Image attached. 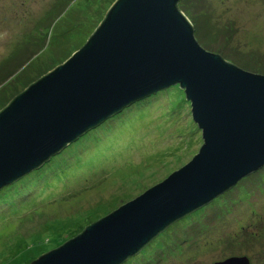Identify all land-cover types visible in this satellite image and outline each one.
Wrapping results in <instances>:
<instances>
[{"label": "rangeland", "instance_id": "obj_1", "mask_svg": "<svg viewBox=\"0 0 264 264\" xmlns=\"http://www.w3.org/2000/svg\"><path fill=\"white\" fill-rule=\"evenodd\" d=\"M184 2L197 40L244 70H264V0ZM105 3L83 9L84 0H0V109L85 43L109 8ZM36 38L56 46L27 59L32 43L33 49L40 44ZM137 103L0 189L11 186L0 194V264H21L54 249L198 151L201 132L178 85ZM201 209L123 264H215L233 255L264 264V166Z\"/></svg>", "mask_w": 264, "mask_h": 264}, {"label": "water", "instance_id": "obj_2", "mask_svg": "<svg viewBox=\"0 0 264 264\" xmlns=\"http://www.w3.org/2000/svg\"><path fill=\"white\" fill-rule=\"evenodd\" d=\"M179 2L114 0L79 49L0 109V189L173 85L201 132V146L182 167L29 264H123L264 166V74L204 49Z\"/></svg>", "mask_w": 264, "mask_h": 264}, {"label": "trees", "instance_id": "obj_3", "mask_svg": "<svg viewBox=\"0 0 264 264\" xmlns=\"http://www.w3.org/2000/svg\"><path fill=\"white\" fill-rule=\"evenodd\" d=\"M184 1H185V0H180V2H179V4H178V6H179L180 9H181V8L185 9L186 6H185V2H184ZM101 2H104V0H84V4H83L82 6H83V9H87V6H86V5L91 6V5L94 4V3L99 4V3H101ZM105 2H106V3H105V4H106L105 6H106V8H108V7H109V6H108V4H109V0H105ZM110 5H111V4H110ZM107 6H108V7H107ZM182 11H183V10H182ZM206 27H208V26H206ZM207 29H208V28H206V32H207ZM210 29H211V28H210ZM216 34L219 35V33H218L217 31H216ZM207 36L211 38V36H213L212 32L209 31V32L207 33ZM204 38H205V37H204ZM225 38H227V36H225ZM196 39H197V38H196ZM256 39H257V38H255V37L252 38V39H251V40H252V43L255 42ZM36 40H40V44L38 43V44H37L38 47L35 48V49H33L34 47H32V46H33V43H32L31 48L28 50V58H27V59L31 58L34 54H36V53H38L39 51L43 50V48H44L46 45L49 44V43H44L43 38H39V39L36 38ZM41 40H42V42H41ZM198 40H199V37H198ZM198 40H197V41H198ZM204 41H205V40L201 38V41L199 40L198 42H199V44H200V42L202 43V45H201V44H200V45H201L204 49H206V50H208V51H211V52H215V50H213L212 48H209L210 45L206 44V42H204ZM49 42H50V41H49ZM249 43H251V41H249ZM50 44H51V43H50ZM49 46H50V45H48V46L45 47V48H48ZM54 46H56V45H54ZM54 46H53V44H52L50 47H54ZM207 47H208V48H207ZM250 50H251V52L256 53L254 47H252ZM220 52L223 53V51H220ZM71 53H72V52H71ZM215 53H216V52H215ZM256 54H257V53H256ZM258 54L261 55V53H258ZM262 56H264L263 53H262ZM67 57H68V56H67ZM224 57H225L226 60H229L226 56L223 55V58H224ZM27 59H26V60H27ZM238 63H239V62H238ZM240 64H241L243 67H245V66L243 65V63L240 62ZM27 66H28V65H27ZM245 68H246V69H250V68H247V67H245ZM253 70H254L255 72H257V73L264 74V70H258V69L255 70L254 68H253ZM250 71H252V70H250ZM2 79H7V78L4 77V78H2ZM31 82H32V81H31ZM31 82H30V83H31ZM15 95H16V94H15ZM15 95H14V96H15ZM14 96H13V97H14ZM13 97H12V98H13ZM12 98H11V99H12ZM11 99H10V100H11ZM10 100H9V101H10ZM9 101H8V102H9ZM8 102H7V103H8ZM7 103H6V104H7ZM6 104H5V105H6ZM138 104H139V103H137V105H138ZM5 105H4V106H5ZM4 106H3V107H4ZM105 123H106V122H105ZM103 124H104V123H103ZM80 139H81V138H80ZM80 139H78V140H80ZM78 151H79V149H77V151H76L75 149H73L72 153H77V154H78ZM250 177H253V178H254V175H252V176H250ZM248 178H249V177H248ZM239 183H240V181H239L235 186H239ZM10 187H11V186H10ZM10 187H8V188L4 189L3 191H1L0 194H2L5 190L10 189ZM147 189H148V188H147ZM231 189H232V188H231ZM231 189H229L228 191H230ZM19 190H23V189H19ZM145 190H146V189H145ZM145 190H144V191H145ZM228 191H226V192H228ZM23 192H25V190H24ZM226 192H225V193H226ZM223 194H224V193H223ZM250 195H252L251 192H250ZM217 200H218V199H217ZM217 200H216V201H217ZM204 207H205V206H204ZM204 207H201V208L204 209ZM201 208H199V209H201ZM199 209H197V210H199ZM197 210H195V211H196V212H199V211H197ZM201 210H202V209H201ZM256 234H257V233H256ZM254 235H255V234H254ZM254 235H253V236H254ZM260 237H261V236H260ZM63 239H64V238H63ZM63 239H62V242H58L57 244H59V243L62 244V243L65 241V239H64V240H63ZM57 244H56V245H57ZM60 244H59V245H60ZM59 245H58V246H59ZM37 256H38V255H37V253H36L33 257L28 258L29 260H23V261H21V264H29L30 261L33 260V259H35ZM233 256H237V255H233ZM240 256H245V255H240ZM246 257H247V256H246ZM248 258H249V257H248ZM26 261H27V262H26ZM127 263H134V262L130 259ZM143 264H144V263H143Z\"/></svg>", "mask_w": 264, "mask_h": 264}, {"label": "clouds", "instance_id": "obj_4", "mask_svg": "<svg viewBox=\"0 0 264 264\" xmlns=\"http://www.w3.org/2000/svg\"><path fill=\"white\" fill-rule=\"evenodd\" d=\"M184 13V12H183ZM185 14V13H184ZM189 19V18H188ZM191 22V21H190ZM193 25V24H192Z\"/></svg>", "mask_w": 264, "mask_h": 264}]
</instances>
